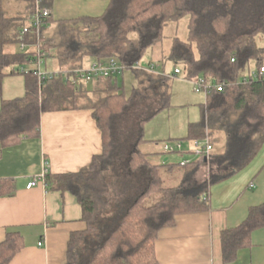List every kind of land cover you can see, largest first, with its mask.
Returning <instances> with one entry per match:
<instances>
[{
    "label": "trees",
    "instance_id": "trees-1",
    "mask_svg": "<svg viewBox=\"0 0 264 264\" xmlns=\"http://www.w3.org/2000/svg\"><path fill=\"white\" fill-rule=\"evenodd\" d=\"M37 1L41 8L54 5V0H0V98L6 76L24 75L26 89L22 97L2 100L0 145L39 137L45 112L91 109L102 151L76 172L44 174L50 189L76 196L87 223L85 230L71 234L65 264H155L160 230L174 225L178 214L209 210V187L246 169L264 146V45L257 42L264 36V0H110L100 16L57 20L51 14L39 35L27 34L29 47L22 50L21 31ZM184 17H189L187 39L174 38L162 60L164 71L135 68L164 40L166 27ZM40 50L48 70L76 69L108 58L126 69L91 82L73 83L63 76L41 80L34 70H19L33 64ZM168 62L174 66L170 72L165 70ZM126 72L135 80L129 94ZM179 76H213L228 83L208 95L200 119L190 122L188 134L180 138H208L214 148L208 161L156 163L141 146L174 138L147 139L145 127L171 108L173 82ZM202 165H208L209 176L195 190L187 188V179ZM177 166L183 172L181 183L165 186L162 170ZM15 189L14 180L0 179V196ZM260 229L264 202L251 206L241 224L222 231L224 262L252 247V236ZM24 246L22 233L9 230L0 243V264H10Z\"/></svg>",
    "mask_w": 264,
    "mask_h": 264
},
{
    "label": "crops",
    "instance_id": "crops-1",
    "mask_svg": "<svg viewBox=\"0 0 264 264\" xmlns=\"http://www.w3.org/2000/svg\"><path fill=\"white\" fill-rule=\"evenodd\" d=\"M109 3L54 0L52 16H100ZM25 91L24 75L6 76L0 109L3 99L22 97ZM101 151L102 134L87 108L45 112L39 137L0 145V179L16 183L12 195L0 196V243L9 230H19L25 241L10 264L67 262L71 234L85 230L87 223L76 196L50 189L44 174L76 172ZM32 179L38 183L28 188ZM215 184L209 187V210L178 214L174 225L160 230L155 264H264V229L255 231L253 246L240 250L230 263L224 262L221 240L224 229L241 224L251 206L264 202V146L246 169Z\"/></svg>",
    "mask_w": 264,
    "mask_h": 264
},
{
    "label": "rangeland",
    "instance_id": "rangeland-1",
    "mask_svg": "<svg viewBox=\"0 0 264 264\" xmlns=\"http://www.w3.org/2000/svg\"><path fill=\"white\" fill-rule=\"evenodd\" d=\"M188 23L189 17H184L178 22H171L165 29V38L162 42L152 47L146 54L144 61L152 62L155 65L156 71H164L162 60L164 56L169 54L174 38L178 37L182 40H186L188 36ZM257 42L260 46L264 45V36L259 35ZM18 47V46H17ZM12 47L10 49H16ZM20 47V45H19ZM9 49V47L7 48ZM54 64L50 62V66ZM43 69L46 70V64L43 65ZM174 69L171 62L166 65V72H170ZM125 92L129 94L132 90L135 80L131 77L130 72L125 74ZM206 96L203 93H197L193 90L192 85L184 80L182 77L176 78L172 87V106L171 108L160 113L154 120L146 124L145 138L167 140L174 138L173 140H180L188 134V125L190 122H197L201 116V104L205 103ZM164 142H148L141 146L145 151L152 152L151 159L156 163H163L166 157H169V162L179 164L182 159L176 153H164ZM186 147L192 144L185 143ZM185 158H190L191 161L197 160L199 157L195 154H190ZM162 176L165 180V186H176L181 183L183 178V172L177 166L172 171L162 170ZM209 176V168L207 166H200L193 176H190L187 180V188L195 190L199 184L207 179ZM216 185V184H215ZM208 197V192L205 194Z\"/></svg>",
    "mask_w": 264,
    "mask_h": 264
},
{
    "label": "built area",
    "instance_id": "built-area-1",
    "mask_svg": "<svg viewBox=\"0 0 264 264\" xmlns=\"http://www.w3.org/2000/svg\"><path fill=\"white\" fill-rule=\"evenodd\" d=\"M38 5L36 10L31 17L30 21L26 26L23 27L20 36V48L22 50L27 49L29 47V43L26 40V36L28 33H37L40 34L41 28L46 24V19L51 16L52 9L51 8H41ZM46 54L39 51V56L34 61L33 64H24L19 67L21 72L34 70L36 74L39 75L40 79H45L46 77H60L63 76L65 80H71L73 83H78L80 80H86L88 82L93 81L96 78H107V77H116L123 74L124 70L126 69L125 65L119 63L116 58H108L103 60H93L88 65L83 67H79L76 69L70 70H44L43 65L46 64L45 62ZM235 61V59H232ZM146 63L147 65H144ZM33 65V66H30ZM135 68H144L149 71H156L155 65L149 63L147 61H139L136 62L134 65ZM158 72V71H157ZM261 72L264 73V67L261 68ZM175 73H180L179 68H175ZM253 76L256 78L257 73L253 72ZM180 77V76H179ZM188 81L193 90L197 93H203L206 98L208 95L213 91H223L226 86L228 85L227 82H220L217 78L211 77H204L200 76L196 79H185ZM246 77L244 81H246ZM185 143L192 144L189 147H186ZM213 145L209 141L208 138L205 139H193V140H168L163 143V152L168 153H176L179 154L182 159L180 160L181 165H186L191 162L190 158H185L190 154H195V156L199 158H207L209 159L211 152L213 151ZM38 183L37 179H32L28 183V188L36 186ZM253 186V185H251ZM43 242L41 241L39 245L41 246Z\"/></svg>",
    "mask_w": 264,
    "mask_h": 264
},
{
    "label": "water",
    "instance_id": "water-1",
    "mask_svg": "<svg viewBox=\"0 0 264 264\" xmlns=\"http://www.w3.org/2000/svg\"><path fill=\"white\" fill-rule=\"evenodd\" d=\"M144 65H147L146 63H144ZM205 161H208V159L207 158H205Z\"/></svg>",
    "mask_w": 264,
    "mask_h": 264
}]
</instances>
